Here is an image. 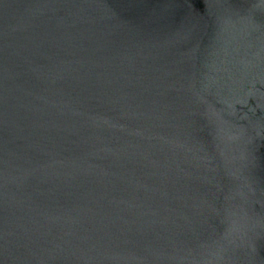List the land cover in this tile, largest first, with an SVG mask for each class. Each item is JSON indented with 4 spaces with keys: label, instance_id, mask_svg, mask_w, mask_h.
<instances>
[{
    "label": "water",
    "instance_id": "obj_1",
    "mask_svg": "<svg viewBox=\"0 0 264 264\" xmlns=\"http://www.w3.org/2000/svg\"><path fill=\"white\" fill-rule=\"evenodd\" d=\"M0 264H264V0H0Z\"/></svg>",
    "mask_w": 264,
    "mask_h": 264
}]
</instances>
